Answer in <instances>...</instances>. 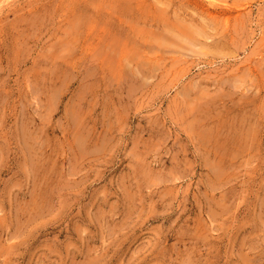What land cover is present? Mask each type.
Masks as SVG:
<instances>
[{
  "label": "rangeland",
  "instance_id": "obj_1",
  "mask_svg": "<svg viewBox=\"0 0 264 264\" xmlns=\"http://www.w3.org/2000/svg\"><path fill=\"white\" fill-rule=\"evenodd\" d=\"M0 264H264V0H0Z\"/></svg>",
  "mask_w": 264,
  "mask_h": 264
}]
</instances>
